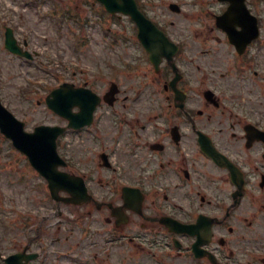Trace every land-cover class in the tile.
Here are the masks:
<instances>
[{"label":"flooded vegetation","instance_id":"1","mask_svg":"<svg viewBox=\"0 0 264 264\" xmlns=\"http://www.w3.org/2000/svg\"><path fill=\"white\" fill-rule=\"evenodd\" d=\"M243 2L257 37L241 31L242 51L213 23L201 45L177 43L172 61L139 73L152 102L148 118L127 123L135 137L119 187L100 194L88 179L92 199L71 205L91 246L100 236L97 264L111 253L116 264H264V140L247 135L264 131V0ZM209 152L239 167L243 186Z\"/></svg>","mask_w":264,"mask_h":264},{"label":"rangeland","instance_id":"2","mask_svg":"<svg viewBox=\"0 0 264 264\" xmlns=\"http://www.w3.org/2000/svg\"><path fill=\"white\" fill-rule=\"evenodd\" d=\"M144 1L147 14L179 39L189 38L196 28L199 29L205 18L200 15L199 8L207 14L213 11L212 7H218L216 0H196L198 6L193 4V0ZM169 2L180 3V12L171 11ZM0 11V17L7 18L8 25L15 29L19 42L26 43V48L33 54V59L28 60L7 51L0 29V99L17 118L24 121L27 130L41 123H66L65 119L47 108L45 93L37 91L43 87L33 86L38 85L35 80L47 78L49 88L60 74L72 81L81 75L88 86L102 92L107 89L106 83H102L107 60L116 65L127 59L128 50L135 49L134 43L122 44L130 29L126 18L105 14L92 0H40L36 3L30 0H0ZM57 13L59 18L55 16ZM112 33L122 36H115L116 40ZM207 33L213 34L199 31L194 39H185L184 42L199 45L203 34ZM71 62L79 66L75 67ZM88 68L90 72H87ZM92 77L98 81L93 83ZM114 107L120 112L119 102ZM98 110L97 121L109 125L114 118L110 109L103 105ZM88 131H68L60 140L59 151L64 152L70 161L73 160L72 168L89 173L84 169L90 166L96 169V176L103 177L108 171L96 165L94 156L86 155L88 152L94 154V149L85 150L93 141ZM98 132L103 136L109 134L106 128ZM61 210L65 215L54 213L45 180L29 165L25 155L0 133V251L3 255L22 250L27 245L29 251L39 252V246L44 245L47 249L44 260L38 258L30 264H89L95 252L102 258L100 236L97 235L98 239L91 246L90 235L85 233L83 223L68 218L72 207L61 206ZM35 215L45 216L42 225H39L40 220H36ZM141 257L135 256L128 262ZM117 260V255L109 258L113 264ZM0 264L4 263L0 261Z\"/></svg>","mask_w":264,"mask_h":264},{"label":"water","instance_id":"3","mask_svg":"<svg viewBox=\"0 0 264 264\" xmlns=\"http://www.w3.org/2000/svg\"><path fill=\"white\" fill-rule=\"evenodd\" d=\"M110 12L121 11L129 14L137 23L139 29V38L150 52L151 58L158 59L160 55L168 54L167 39L148 19H146L139 10H137L133 0H99ZM6 47L11 51L23 54L12 38L10 31L6 32ZM28 55L26 52L24 53ZM52 98H48L47 103L57 113L68 119V126H77L87 124L91 119V111L94 107L95 99L89 93L74 90L70 86L54 90ZM93 101L89 109L84 108L86 103ZM79 105L82 111L78 114L71 113L73 105ZM60 126L38 125L33 131H25L24 123L18 120L0 103V131L11 139L13 145L25 153L31 165L43 175L48 181V187L51 195L55 199H60L57 195L60 189L67 190L72 194L66 201H77V194L82 193L77 187L82 186L78 178L66 175L57 170L58 165L63 163L56 152V137L63 131ZM82 188V187H81ZM63 199V198H62ZM33 255L25 256L20 253L12 254L4 258L8 264H25L22 259L28 260Z\"/></svg>","mask_w":264,"mask_h":264}]
</instances>
